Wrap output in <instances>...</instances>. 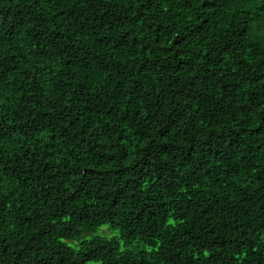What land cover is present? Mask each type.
<instances>
[{
  "label": "trees",
  "instance_id": "1",
  "mask_svg": "<svg viewBox=\"0 0 264 264\" xmlns=\"http://www.w3.org/2000/svg\"><path fill=\"white\" fill-rule=\"evenodd\" d=\"M0 264H264V0H0Z\"/></svg>",
  "mask_w": 264,
  "mask_h": 264
},
{
  "label": "rangeland",
  "instance_id": "2",
  "mask_svg": "<svg viewBox=\"0 0 264 264\" xmlns=\"http://www.w3.org/2000/svg\"><path fill=\"white\" fill-rule=\"evenodd\" d=\"M118 236V232L117 231H112L109 227L104 226L99 228L95 233L90 234L86 237H84L85 240H89L95 237H105V238H114ZM79 243V241H73L70 243L71 246L75 247L77 246V244Z\"/></svg>",
  "mask_w": 264,
  "mask_h": 264
}]
</instances>
